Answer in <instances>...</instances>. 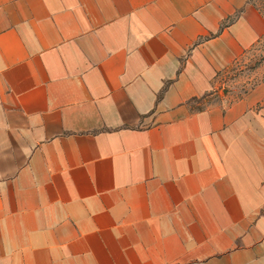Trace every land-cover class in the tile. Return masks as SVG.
Listing matches in <instances>:
<instances>
[{"label":"crops","instance_id":"0c3cea01","mask_svg":"<svg viewBox=\"0 0 264 264\" xmlns=\"http://www.w3.org/2000/svg\"><path fill=\"white\" fill-rule=\"evenodd\" d=\"M264 37L249 0H0V264H264Z\"/></svg>","mask_w":264,"mask_h":264},{"label":"rangeland","instance_id":"374dc122","mask_svg":"<svg viewBox=\"0 0 264 264\" xmlns=\"http://www.w3.org/2000/svg\"><path fill=\"white\" fill-rule=\"evenodd\" d=\"M264 17V0H249ZM222 92L232 98L241 97L260 84H264V37L224 74Z\"/></svg>","mask_w":264,"mask_h":264}]
</instances>
